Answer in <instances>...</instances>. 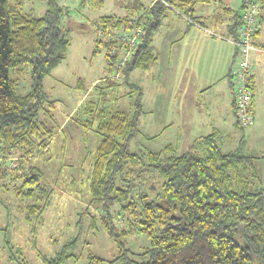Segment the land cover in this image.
I'll return each mask as SVG.
<instances>
[{"label":"trees","instance_id":"obj_1","mask_svg":"<svg viewBox=\"0 0 264 264\" xmlns=\"http://www.w3.org/2000/svg\"><path fill=\"white\" fill-rule=\"evenodd\" d=\"M25 1L0 0V186L19 180L11 189L16 197L25 200L19 211L35 234L51 192L47 185H41L43 173L30 158L49 151L56 136L54 126L47 123L56 100L49 97L44 79L66 57L69 41L64 30L69 11L57 0H41L45 10L33 16L23 11ZM199 1L154 0L145 8L134 0L131 7L141 10L138 15H104L95 24L105 31L130 33L141 28L132 46L114 38L109 42L102 35L95 38L93 53L99 52L101 46L110 50L111 55L105 53L108 70L121 74L122 81L95 83L84 95L82 116L70 117L99 135L87 188L92 202L101 210L100 224L117 253L110 259L91 254L95 264H264V177L258 164L264 161V154L246 151L243 132L229 149H225V141L217 131L196 137L181 153L171 144L158 150L138 146L139 122L144 112L142 87L131 81V73L154 60L152 37L166 11L174 7L192 21L194 5ZM254 1L259 9L252 37L256 46L264 0ZM242 9L243 4L235 11L227 9L231 14L228 34L234 38L238 36L237 27L242 25ZM70 25L67 29L77 28L74 21ZM126 49L130 51L128 57L117 68L118 55ZM238 56L234 47L228 77ZM25 70H29V88L21 93L17 90L18 80L10 73ZM249 79L252 83V75ZM124 87L126 92L122 91ZM107 93L115 97L134 94L132 109L107 110ZM231 106L235 115L232 97ZM248 110L255 116L253 96ZM235 120L236 129L250 126L236 117ZM132 142L136 149L131 148ZM15 153L17 160L11 161L9 157ZM115 214L122 216L124 228L120 230L114 223ZM134 233L146 237L144 248L132 250L128 246V237ZM73 241L76 239L63 244L52 257H43L45 263L64 264L72 255L68 248ZM9 248L7 258L24 264L21 249Z\"/></svg>","mask_w":264,"mask_h":264},{"label":"rangeland","instance_id":"obj_2","mask_svg":"<svg viewBox=\"0 0 264 264\" xmlns=\"http://www.w3.org/2000/svg\"><path fill=\"white\" fill-rule=\"evenodd\" d=\"M57 1L67 7L69 11V15L66 17L69 21L66 22L64 30L69 45L64 61L53 70L51 76L44 79V87L49 97L56 100L55 107L51 111L52 118H47V123L54 126L53 129L56 131V136L49 146V151H41V153H36L30 158V162L34 163L43 173L44 179H42L41 185H47L51 194L48 197L49 202L38 224L37 231L35 234H32L24 221L21 211H19V207H22L25 200L16 197L11 189L12 184L19 183V180L15 182L9 181L5 186H0V264H17L7 258L10 246H13L14 249L16 247L21 249L22 255L25 258L24 264H46L43 257H52L55 251L63 244L74 238L76 242L73 241L68 248L69 253L72 255L64 264H95L91 262L94 257L100 256L110 259L117 253L113 240L106 234L100 224L99 216L101 210L97 203L92 202V197L87 188L89 187L87 176L93 163L94 151L98 145L99 135L88 128L82 127L73 117L82 116L83 111L80 108L84 101V95L85 97L87 96V90L93 88L95 83L98 81L101 83V80L120 83L123 77L121 74L116 75L114 73L115 70H108L109 67L105 60V53L108 51V53L110 52L109 55H111L110 50L101 46L99 52L93 53L96 45L95 38L100 37V35L109 42L113 41V38L114 41L117 40L114 36L116 30L105 31L102 28L97 29L96 22L104 15L132 17L138 15L137 13H140L141 10L131 7L134 0ZM141 1L146 5L151 0ZM229 1V6L235 11L239 3L238 0ZM241 4H243V0ZM195 8L197 10L196 14L202 13V15L197 16L194 11L192 16L194 19L191 22L201 28L206 36H211L217 40L222 39L221 41L228 42L227 44L233 47L231 42L224 39V37L229 38L230 35L218 32L219 27L217 25L216 27L215 23L210 20L213 19V15L217 12L215 8H220L218 1L214 2V0H211V2H205L201 0L194 5ZM44 10L45 4L41 0H26L23 6V11L33 16L42 15ZM168 11L169 20H163L159 27L160 33L158 32L154 35L155 37L160 34L157 36L159 43L166 41V37L177 36L182 29L184 31L186 28L188 30L192 28V24L188 23L190 25H186L187 21L174 10V7L168 9ZM218 12L220 13L221 10ZM229 15L231 16V14ZM206 16H208V19ZM71 21H74L77 28L72 27L67 29V27H71ZM198 21H202L204 24L198 23ZM84 25V28L79 29L78 26ZM193 34L200 42L195 40L194 37H189L187 34L182 44L186 46L189 61L197 64L200 51H202L201 54L204 52L202 50V42L205 41L204 37L199 35V32ZM205 38L212 40L207 37ZM254 50L248 54L250 59ZM120 52L122 55L125 53L123 50ZM208 56L210 55L208 54ZM182 62L183 60L178 64L174 62L176 65L175 69L169 70L172 81L170 84H166L162 79L161 71H157L155 77L143 73L140 86L142 87L141 102L145 112L141 114L139 122V147L158 150L168 144H172L169 138L171 131L168 130V127L163 122L164 116L159 115L164 112L169 117L171 105L175 113L169 118L175 120V122H172L171 130L181 133L184 130L182 120L191 121L198 119L200 122L203 121L202 116L191 115L193 108H191L190 103L187 101L189 99L188 95L185 96L182 91V89H186L184 85L192 83L191 80L195 79L197 81L196 73L188 75L190 70H187L186 66L183 68ZM249 63L251 70H253L252 59ZM10 75L12 78L18 80V92L22 93L29 88V70H25L21 74L11 71ZM132 76H134L133 73L131 74ZM227 78V85L225 83L224 86H227L226 89L228 88L230 91L231 84L229 77ZM151 79L155 80L151 81ZM76 85H79V87ZM154 85L155 89L160 92V95L166 99L162 102V108L157 101V105L152 107V103L155 100L154 91L149 89L147 91V86H151L150 88H152ZM122 91L126 92L127 88L124 87ZM133 95L124 94L115 97L114 94L107 93L109 98L107 110L121 109L127 111L132 109L133 99H131V96ZM71 116H73L72 119H70ZM158 119L161 121H158ZM258 120V124L254 125L253 129H236L238 135L242 132L246 133L248 130L250 131L245 135V139L246 151L252 155L264 154V114ZM205 126L200 124V127ZM154 135L157 136L150 139ZM134 143H131L132 149H136ZM180 151V148H178L177 152L180 153ZM12 155L9 158L11 161H16L18 155L16 153ZM258 164L261 167V176L264 177V161H260ZM12 165L14 166L15 162H12ZM262 182L264 185V178ZM38 194L41 195V193ZM38 194L33 197L37 199ZM44 199L42 197L41 202ZM121 217L119 214H115L113 217L114 223H116L119 230L124 228ZM146 244V237L139 233L131 234L128 237V246L132 250H140ZM91 254L94 257L90 256Z\"/></svg>","mask_w":264,"mask_h":264},{"label":"crops","instance_id":"obj_3","mask_svg":"<svg viewBox=\"0 0 264 264\" xmlns=\"http://www.w3.org/2000/svg\"><path fill=\"white\" fill-rule=\"evenodd\" d=\"M139 1L144 5L145 8L151 6L154 2V0H151L145 5L144 2H142L141 0ZM217 1L219 3L220 8H215L217 12L215 15H213V19L210 20L211 22L215 23V26L217 25L219 27L218 32L226 34L229 33L227 29L230 22V15L227 9H234L229 6V0ZM217 1L214 0V2ZM241 1L242 0H238L239 3L237 5V9H239V7L241 6ZM208 2H211V0H208ZM219 10H221L220 13L218 12ZM194 11L196 14V8L194 9ZM260 14L261 20L259 21L258 32L256 34V44L260 47L256 45L257 48L251 54V59L253 62L252 84L255 121L252 126L247 127L245 129H253L254 125H257L258 121L260 120H258V118H262L264 114V12L262 11L260 12ZM179 15L181 17H184V19L187 21L186 25L192 24V28H189L190 30L186 28V30L184 31L182 29L177 36L166 37V41H163V43H159L157 41V36L160 34L154 37V35L159 32L158 28L152 37V49L154 54V60L150 63L148 67L144 69H135L132 72L134 76L131 77V80L140 85V82L143 78V73H147L152 77H155L156 72L161 71L162 79L165 81L166 84H170L172 81L169 74V70L175 69L176 65L174 64V62L178 64L183 60V62L181 63L183 68L184 66H186V69L190 70L188 75L196 73L195 75L197 76V81H195V79L191 80L192 83H190L189 85H184L186 89H182V91L185 96L188 95L189 99L187 101L190 103L191 108H193L191 115L195 114V116L198 117L202 116L203 121L206 122H200L198 119H193L191 121L182 120L184 130L181 133L171 130L172 122H175L173 118L172 120L169 119L175 114L172 110L173 107L171 105L169 117L164 112L159 114L160 116H164L165 119L164 121H162L166 124L168 130L171 131V136L168 135L170 140L172 141L171 145L176 151L178 148H180L181 153L189 148L190 142L196 137L207 135L214 131H217L225 141V149L232 148L236 145L237 140L235 139H237L239 135L237 134L235 128L236 120L231 106L232 93L230 92L231 90L229 91L228 88L226 89L227 86L225 87L224 85L225 83L227 85L228 71L230 62L234 55V48L230 44H227L228 42L225 43L221 41L222 39L217 40L211 36H206L205 32L201 30V28L195 26L194 23H192L182 14ZM196 15L201 16L202 13ZM168 18L169 11L167 10L161 21V24L163 20H169ZM206 18L208 19V16H206ZM198 23L204 24L202 21H198ZM198 32L200 33L199 35L204 37L205 42H202V50L204 52L201 54L202 51H200V57L197 58V60H199L196 64L192 61H189V54L187 53L186 46L182 44V42L187 34L189 37L195 38L193 33L196 34ZM205 37L212 40H208ZM195 40L199 41L197 38H195ZM207 53L210 56H208ZM195 68H197L196 70L198 71H196ZM154 80L155 79H151V81ZM150 87L147 86V91L148 89L154 91L155 96V100L152 103V107H155L158 102L159 106L162 108V102H164L166 99L162 97V95H160V92L157 89H155V85L154 87H152L153 89ZM150 111H152V109H150ZM158 121L161 120L158 119ZM200 124L206 126L200 127ZM249 132L250 131L248 130L246 133H243L244 135H246ZM156 136L157 135H154L150 137V139H153Z\"/></svg>","mask_w":264,"mask_h":264},{"label":"built area","instance_id":"obj_4","mask_svg":"<svg viewBox=\"0 0 264 264\" xmlns=\"http://www.w3.org/2000/svg\"><path fill=\"white\" fill-rule=\"evenodd\" d=\"M258 12V4L254 0H243V9L240 12L242 25L237 27L238 36L236 38L229 36L230 39L224 37V39L231 42L239 52L238 59L230 71L229 82L231 84L235 117L245 126L251 125L254 121V115L248 110L253 96L252 83L249 79L252 73L249 63L251 59L248 54L253 49L257 48L252 42V37L258 25ZM140 30V27L134 28L130 33L118 30L115 31L114 36L117 38V41L123 43V45L132 46L135 44ZM209 32L211 31L209 30ZM112 52L114 53V50ZM129 52L130 51L126 49L124 55L120 57L118 55V60L116 62L117 68L123 65ZM114 73H116V75L118 74L117 72Z\"/></svg>","mask_w":264,"mask_h":264}]
</instances>
